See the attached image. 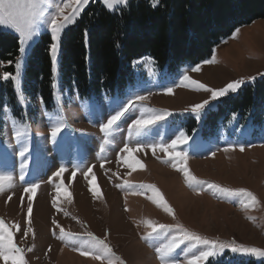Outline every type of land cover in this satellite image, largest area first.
Listing matches in <instances>:
<instances>
[{"label": "rangeland", "instance_id": "rangeland-1", "mask_svg": "<svg viewBox=\"0 0 264 264\" xmlns=\"http://www.w3.org/2000/svg\"><path fill=\"white\" fill-rule=\"evenodd\" d=\"M93 1L90 0L84 10ZM96 1L104 5L103 0ZM129 1L113 9L104 6L115 11L127 6ZM57 2L48 0L45 16L38 21L37 35L18 57L21 62L19 89L17 81H12L16 103L5 102L0 111V172L13 176L11 186L5 181L0 191V219L9 227L13 224L20 226V231L12 229L14 242L23 250L27 264H109V260L112 264H162L155 251L162 237L144 238L151 231L145 223L148 220L181 225L210 240L235 241L236 245L264 250V124H253L249 120L241 123L236 118L212 130L207 120L221 98L210 101L197 119L190 107L209 99L210 93L197 91L194 85L176 86L185 73L212 88L223 87L241 78L245 81L242 88L263 77L264 18L241 25L221 40L209 56L197 63L186 64L174 73L157 66L148 56L137 58L134 61L136 78L123 91L102 92L86 98L81 97L75 88H62L58 76L60 39L55 72L56 95L53 106L48 108L41 98L33 101L24 95L23 80L32 48L43 33L50 34L45 21ZM0 29L19 36L5 26L0 25ZM205 60L214 62L203 63ZM4 64L0 61V84ZM197 64L201 66L200 71H191ZM7 84L6 81L3 83L4 86ZM168 87L173 88L171 94L165 91ZM136 95L147 99L134 102L106 136L100 125ZM152 109H166L170 115L139 133L135 127H130L132 120L142 114L151 115ZM55 124L62 127L53 137L51 129ZM17 130L22 131L19 138L15 135ZM180 131L189 137L186 143L176 148L177 152L186 153L185 160L178 157L174 160L159 149L153 155V150L147 147L168 143ZM137 143L145 147L136 151ZM125 144L133 149L131 154L121 151ZM241 144L245 146L243 151L238 147ZM25 148L27 151L21 156L20 152ZM132 157L135 158L133 167H129L125 159ZM135 160L144 167L136 165ZM22 164L25 165L23 179L20 178ZM184 166L199 181L230 190L246 189L256 196L258 202L246 207L240 203L239 197L225 198L222 193L209 190L206 184L203 190L200 185H190L185 173L179 170ZM61 167L65 171L61 176H55ZM89 168L91 172H88ZM30 184L37 185L34 192L25 191ZM58 185L60 191H57ZM142 185H154L174 209L175 215L150 200L155 193ZM29 203L33 206L31 225L28 224ZM29 226L33 231L25 237L24 231ZM61 228L75 235L70 240L60 239ZM87 233L105 241L112 254L103 256L90 248L86 243L91 240ZM184 250L185 245H181L173 254L181 264H186ZM196 250L192 248L190 252ZM84 252L87 254H82ZM96 256L100 259H95ZM223 257L264 261L254 255L232 253L229 248L210 259ZM0 264H6L2 257Z\"/></svg>", "mask_w": 264, "mask_h": 264}, {"label": "trees", "instance_id": "trees-1", "mask_svg": "<svg viewBox=\"0 0 264 264\" xmlns=\"http://www.w3.org/2000/svg\"><path fill=\"white\" fill-rule=\"evenodd\" d=\"M264 18V0H130L125 7L108 10L94 0L77 22L61 33L58 76L63 89L76 88L86 98L112 94L133 83L134 61L145 56L176 72L209 56L213 48L238 27ZM50 34L43 33L32 48L23 80V93L33 101L54 104L56 76L52 72ZM19 36L0 29L3 70L15 73ZM13 63L9 64L8 61ZM13 80L1 79L0 111L5 102L15 104ZM239 119L264 124V76L222 97L209 114L212 130ZM207 264H264L255 259L223 257Z\"/></svg>", "mask_w": 264, "mask_h": 264}, {"label": "snow or ice", "instance_id": "snow-or-ice-1", "mask_svg": "<svg viewBox=\"0 0 264 264\" xmlns=\"http://www.w3.org/2000/svg\"><path fill=\"white\" fill-rule=\"evenodd\" d=\"M126 0H103L104 5L108 9H113L119 4L125 3ZM48 0H0V25L5 26L7 29L15 30V33L19 34V47L18 52L23 54L25 52V45L32 40L38 33V21H40L47 11L46 4ZM90 3V0H58L54 5V10L49 14L48 19L45 21L50 28V44L48 51L50 52V59L52 65V72H56V63H57V53L59 50V42L61 39V33L68 28L71 24L76 22V18L81 15V12L84 8ZM67 10V11H66ZM238 31V30H237ZM214 61L205 60L203 63H212ZM9 64H12L13 61L9 60ZM21 67V62L19 58L15 60V74L5 71L3 73V80H14L17 81V89H19V69ZM201 66L197 64L191 69L193 72L200 71ZM250 79H255L250 77ZM245 81L241 79L232 80L227 83L225 86L220 88H212L208 85L192 79L187 73L183 75L180 80V84L176 86H189L194 85L195 90L205 91L210 93L209 99L203 100L201 103L193 104L190 107V111L195 114L197 119L200 118L201 113L205 111L206 106L210 105V101H217L219 98L229 96L232 93H236ZM55 86V84H53ZM165 91L169 94L173 92L172 87H168ZM42 99V98H41ZM147 99L146 96L136 95L133 99H129L127 104L122 106L119 110H116L114 114L110 115L106 123L100 125L101 131L107 136L111 129L117 125V123L125 116L129 109L133 106L134 102H143ZM188 110V109H186ZM151 115H141L140 118L132 120L130 127H135L137 133H139L144 128L156 124L158 121L165 119L166 115H170L168 110H150ZM62 125L55 124L51 129V134L55 137ZM15 135L19 138L22 135L21 130H17ZM188 135L180 131L174 139L168 143H159V144H150L147 147H150L153 150V155H155L156 149L166 153L169 157H172L174 160L178 157L181 161L186 159V153L177 152L176 148L188 141ZM145 147V145L136 144V151H140ZM233 147V146H230ZM240 151L244 150V145L241 144L238 146ZM27 151V148L23 149L20 152V155L23 156ZM123 152L131 154L133 149L129 147L128 144H125ZM214 156L215 153H212ZM132 159H125V162L129 167H133ZM135 164L139 165L141 168L144 165L139 161L135 160ZM25 165H21V179L23 176V168ZM173 167H178L177 164H173ZM179 170L185 173L186 182L190 185H200L201 190L206 184L209 190L218 191L222 193L225 198H231L233 196L240 198V203L244 204L246 207L254 205L257 203L256 196L246 190H230L223 188L220 185L215 183H207L204 181H199L195 176L191 175L187 167H180ZM65 171L63 167L59 168L54 174L59 177ZM92 169L89 168L88 172H91ZM87 175V173L85 174ZM75 176V172H73ZM13 176L11 173L0 172V191L3 190L4 182L7 181L9 186H11ZM142 188L152 190L155 195L150 196L149 199L153 200L159 207H162L163 210L171 215H175L174 209L168 205L167 201L164 200L163 196L159 193V190L155 188L154 185H142ZM37 188L36 184H30L25 188V191H35ZM57 191H60V186H57ZM95 189L93 193L95 194ZM70 195V194H69ZM10 199V198H9ZM30 199V198H29ZM55 200L53 204L55 205ZM33 212V206L31 203L27 205L28 213V224L31 225V214ZM53 223H56L53 221ZM147 227L151 230L144 237L149 239L152 236L162 237V242L159 244V247L155 251L159 254L162 264H181L180 259L173 256L176 253L177 249L181 248V245H185L184 250V260L186 264H206L210 258L219 256L226 248H229L232 253H237L241 255H254L256 257L264 258V250L249 247L244 245H236L235 241L231 243H223L217 240H210L205 237H201L198 234L190 232L189 230L183 228L181 225H165L154 223L151 220L145 222ZM13 228L16 231H20V226L18 224H13L12 227L3 220L0 219V257H2L6 264L8 261H11V264H27L25 257L23 255V250L17 246L14 242V232ZM33 229L29 226L27 230L24 231V236L27 237ZM61 236L60 239H72L75 234L70 232H64V229H60ZM87 236L91 238L90 241H86L89 244L90 248L96 249L100 252V255L109 256L112 254V249L105 243L103 240H99L92 233H87ZM199 246V247H198ZM83 247V245H81ZM196 248L195 252H190V249ZM31 251V249H29ZM82 254H87L86 252ZM95 259H100V256L94 257ZM109 264H112V261L109 260ZM123 264V262H121Z\"/></svg>", "mask_w": 264, "mask_h": 264}, {"label": "bare ground", "instance_id": "bare-ground-1", "mask_svg": "<svg viewBox=\"0 0 264 264\" xmlns=\"http://www.w3.org/2000/svg\"><path fill=\"white\" fill-rule=\"evenodd\" d=\"M49 171V170H48Z\"/></svg>", "mask_w": 264, "mask_h": 264}]
</instances>
